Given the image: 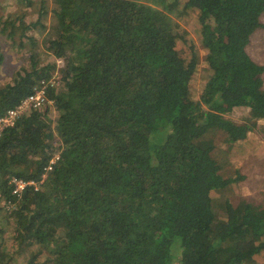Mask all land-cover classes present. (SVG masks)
Segmentation results:
<instances>
[{
    "label": "trees",
    "instance_id": "16d2710c",
    "mask_svg": "<svg viewBox=\"0 0 264 264\" xmlns=\"http://www.w3.org/2000/svg\"><path fill=\"white\" fill-rule=\"evenodd\" d=\"M179 1L0 15V66L6 51L28 56L0 116L42 80L49 101L0 136V264H219L230 247L222 264H264V211L238 201L244 177L221 176L216 155L219 135L232 151L253 130L236 109L264 120V66L247 53L264 0H182L204 52L198 99V46L167 14ZM12 178L37 189L13 194Z\"/></svg>",
    "mask_w": 264,
    "mask_h": 264
},
{
    "label": "rangeland",
    "instance_id": "374dc122",
    "mask_svg": "<svg viewBox=\"0 0 264 264\" xmlns=\"http://www.w3.org/2000/svg\"><path fill=\"white\" fill-rule=\"evenodd\" d=\"M32 2V7L27 6L29 4H20L16 3V0H0V15H8L12 14V17H15L16 13H21L23 11L27 12L28 19L33 20L35 16H37V5L39 4V0H30ZM47 2V9L51 10L53 7L52 0H45ZM166 2H171L174 0H165ZM179 8L174 10L173 12L167 13L170 18L174 21V23L196 43L197 47V57H198V72H196L193 81L191 83V93L195 99H198L200 91L204 85L206 69L205 64L203 63V55L204 52L199 46V41L197 37V24H196V15L193 12L188 10H182L183 1L180 0ZM31 7V8H30ZM49 18V17H48ZM261 22L264 25V13L261 17ZM47 26L50 24V20L46 21ZM36 35V34H35ZM40 34L37 35V38H40ZM5 50V49H3ZM47 55L48 53L45 52ZM247 53L249 56L259 65L264 66V31L260 30L256 32L251 40L250 44L247 47ZM40 55V54H39ZM49 60V54L47 55L46 61ZM28 56L22 57L19 59L14 52H5V62L0 67V88L3 87L7 82H9L13 76V71L16 70L17 67L21 66L24 62V65H27ZM59 65L62 66L61 61H59ZM58 69V73L60 74ZM264 80V73H263ZM232 120L236 121L239 124L254 122L253 130L247 134V139L245 142L237 143L232 151L228 148L229 139L226 135H219L216 140L217 146V156L222 159L221 164L223 166L220 174L222 176L233 178L235 176V170L238 169L241 174L249 175V184H246L247 180H243L238 185L239 187V199L238 201L247 202L249 200H253L259 209L264 211V197L257 196L258 192H263L264 194V184H262L261 190L256 187V183H253L252 180L258 181L261 180V176H264V169H260L253 163H260L264 158V133L262 130L264 129V120L261 117L256 116L248 109H236L233 114L229 116ZM248 119V120H247ZM247 120V121H246ZM227 160H230L226 163ZM262 165H264L262 163ZM247 170V171H246ZM240 174V175H241ZM264 180V179H263ZM257 188V189H256ZM37 189V186L35 190ZM253 196H257L253 198ZM244 198V199H243ZM257 200V201H255ZM237 202V201H236ZM234 247L227 248L226 250H220L217 252V258L219 259V264L233 253Z\"/></svg>",
    "mask_w": 264,
    "mask_h": 264
},
{
    "label": "built area",
    "instance_id": "2783aa9c",
    "mask_svg": "<svg viewBox=\"0 0 264 264\" xmlns=\"http://www.w3.org/2000/svg\"><path fill=\"white\" fill-rule=\"evenodd\" d=\"M59 63L60 62L57 61V72L58 69L61 68ZM56 75L59 76V73H57ZM56 75H54L53 78L55 79L54 81H56L55 83L57 84V82H59V79ZM39 84L40 86H34V90L31 95L21 99L18 104L6 110V112L2 116H0V136L4 132V130L13 127L21 117L25 116L32 109L42 107L49 102L45 95L47 83L43 82L42 80L39 82ZM11 183L14 185V189L12 191L13 194L22 192V190L26 186H33L34 189L36 188V184L32 181L25 182L20 179L12 178Z\"/></svg>",
    "mask_w": 264,
    "mask_h": 264
},
{
    "label": "crops",
    "instance_id": "0c3cea01",
    "mask_svg": "<svg viewBox=\"0 0 264 264\" xmlns=\"http://www.w3.org/2000/svg\"><path fill=\"white\" fill-rule=\"evenodd\" d=\"M255 166H256V168H257V166L261 169H264V165H262L261 163H253ZM238 170V169H237ZM247 171V170H246ZM240 174H241V172H239ZM222 176V175H221ZM241 176H243L244 177V180H247L248 179V181L246 182V184H249V175L248 174H241ZM224 177V176H223ZM226 178H230V177H226ZM264 176H261V180H252V182L253 183H256V187H258V184L257 183H259V188H260V191H262L261 190V187H262V184H264ZM257 189V188H256ZM264 191V190H263ZM257 196H259V197H264V194H263V192H258L257 193ZM257 196H253V198H256ZM244 199V198H243ZM255 201H257V200H255ZM242 203H244V204H249V205H251L252 207H254V208H256V209H259V203H256V202H254L253 200H249V201H247V202H242ZM256 205H258L257 207H256Z\"/></svg>",
    "mask_w": 264,
    "mask_h": 264
}]
</instances>
